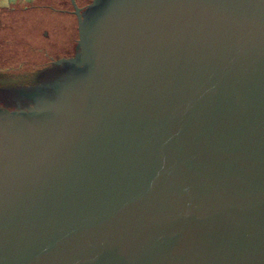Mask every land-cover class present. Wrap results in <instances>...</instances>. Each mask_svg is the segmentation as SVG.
Returning a JSON list of instances; mask_svg holds the SVG:
<instances>
[{
	"label": "water",
	"instance_id": "obj_1",
	"mask_svg": "<svg viewBox=\"0 0 264 264\" xmlns=\"http://www.w3.org/2000/svg\"><path fill=\"white\" fill-rule=\"evenodd\" d=\"M71 1L2 39L89 67L51 141L0 132V264H264V0H109L90 52Z\"/></svg>",
	"mask_w": 264,
	"mask_h": 264
},
{
	"label": "flooded vegetation",
	"instance_id": "obj_2",
	"mask_svg": "<svg viewBox=\"0 0 264 264\" xmlns=\"http://www.w3.org/2000/svg\"><path fill=\"white\" fill-rule=\"evenodd\" d=\"M108 1L95 0L94 4L82 9L84 42L88 52L93 50L96 44L90 37L91 31L107 9ZM7 30L9 36L17 33L15 27L13 30L7 27ZM11 42L0 39V75L6 78L14 75L21 77L17 82L0 87V132L3 133L4 142H7L4 144V150L10 154V151L21 150L26 140L27 142L29 140V144L35 145L41 142L48 143L55 138L53 137L55 131H51V126L54 125L60 130L66 124L67 115L81 104L84 79L89 67L85 50L78 42L74 52L61 56L54 64L49 54V57L43 60L38 57V62L23 60L25 65L19 66L21 72L12 73L11 71L15 70L14 62H17V56ZM2 44H5V49L1 47ZM16 46L17 54L20 50L23 55L28 56L23 48L19 49ZM67 50L68 47L65 53ZM35 63H41L38 72L32 70L37 68ZM9 133L12 135L9 136ZM18 143L22 145L19 147ZM25 148L30 150V145L29 147L26 145ZM0 166H2L0 169L6 172L12 170L9 164Z\"/></svg>",
	"mask_w": 264,
	"mask_h": 264
},
{
	"label": "crops",
	"instance_id": "obj_3",
	"mask_svg": "<svg viewBox=\"0 0 264 264\" xmlns=\"http://www.w3.org/2000/svg\"><path fill=\"white\" fill-rule=\"evenodd\" d=\"M14 1L15 0H0V29L2 28V30H4L5 32L8 31L7 27L9 30H13L15 24L17 22L19 24L21 17L29 20V17L35 14L37 7L43 6L52 8V3L43 4L44 2H46V0L29 1L25 4H21V6L19 5V7L17 5H14ZM11 36L13 37V35ZM12 37H5L0 35V39H10Z\"/></svg>",
	"mask_w": 264,
	"mask_h": 264
},
{
	"label": "rangeland",
	"instance_id": "obj_4",
	"mask_svg": "<svg viewBox=\"0 0 264 264\" xmlns=\"http://www.w3.org/2000/svg\"><path fill=\"white\" fill-rule=\"evenodd\" d=\"M29 1H35V0H15L14 1V5H17L19 7V5L21 6V4H25L26 2ZM39 1V0H37ZM80 3H82L83 0H78ZM77 2V1H76ZM46 3H53L54 5H56L59 8H65L63 10H56L53 8H49V7H37L36 8V12L35 14H33V16L29 17V20L21 17V20L15 24V29L17 30L16 34L12 37L13 39H20L24 29L26 28V26L32 21L34 20L38 15H40L41 13H61L67 16L71 17V24H72V28L73 29H78V19H77V15L74 12V6L72 7V1L71 0H66L67 6L63 3H60V0H46V2H44L43 4ZM78 4V2H77ZM79 6H81V4H78ZM35 9V8H34ZM24 11V10H23ZM34 11V10H33ZM44 11V12H42ZM2 28L0 29V35L1 36H5L8 37V32H4V30H2ZM10 38V39H12Z\"/></svg>",
	"mask_w": 264,
	"mask_h": 264
},
{
	"label": "trees",
	"instance_id": "obj_5",
	"mask_svg": "<svg viewBox=\"0 0 264 264\" xmlns=\"http://www.w3.org/2000/svg\"><path fill=\"white\" fill-rule=\"evenodd\" d=\"M77 2H78V4H81L78 0H76ZM60 3L61 4H65L66 6H67V3H66V0H60ZM72 7H73V5H72ZM52 8L53 9H56V10H63V9H65V8H59V7H57L56 5H54L53 3H52ZM71 51H73V48L72 49H70V54L72 53ZM63 54H65V53H63ZM52 57V56H51ZM41 65V63H37V65L36 66H40Z\"/></svg>",
	"mask_w": 264,
	"mask_h": 264
}]
</instances>
